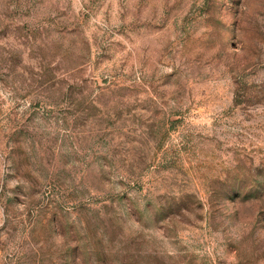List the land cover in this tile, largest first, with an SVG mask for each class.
Segmentation results:
<instances>
[{
	"label": "rangeland",
	"instance_id": "374dc122",
	"mask_svg": "<svg viewBox=\"0 0 264 264\" xmlns=\"http://www.w3.org/2000/svg\"><path fill=\"white\" fill-rule=\"evenodd\" d=\"M0 264H264V0H0Z\"/></svg>",
	"mask_w": 264,
	"mask_h": 264
}]
</instances>
